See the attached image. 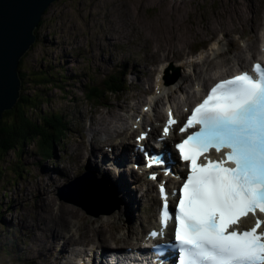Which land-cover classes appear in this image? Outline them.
<instances>
[{"label": "rangeland", "instance_id": "374dc122", "mask_svg": "<svg viewBox=\"0 0 264 264\" xmlns=\"http://www.w3.org/2000/svg\"><path fill=\"white\" fill-rule=\"evenodd\" d=\"M251 7L257 14L264 9V0H56L49 5L37 29L39 38L37 36L36 44L23 57L22 71L26 73L25 85L29 87V91L37 79V74L42 71L52 73L53 84H46L44 81L45 84L39 87L43 98L40 97L38 101H45L40 110L61 113L65 118L63 125L67 122L68 129L66 131L63 127L64 138L54 143L50 158L38 152L35 140L25 145L20 155L18 149H9L0 157V264H66L64 260L53 262V251H46L43 259H40L38 253L31 252L29 248L32 244L43 242L44 237L51 238L50 229L61 219L57 210L66 212V226L72 221L70 225L75 224L72 227L80 232L110 230L104 223L96 222L97 218L107 220L101 215L108 207L104 201L98 200L96 196L89 198L88 205L91 208H100L99 213L94 214L84 210L85 208L91 211L86 203L66 200L57 195L61 186L67 183L71 176H68L66 167L75 165L76 168H81L80 165L85 160L98 161L100 165V159L104 158L101 157L103 154H99V147L106 143L124 149L122 155L128 154L129 161L116 160L119 168L122 170L120 164L123 163L125 174L130 180L139 177L138 174L133 176L130 168V155L136 153L132 144L119 143V139L116 143L112 138L105 143L100 141L101 137L105 136L100 124L110 123L107 130L112 129L113 135L115 125L118 128L130 127L134 117L143 109L142 104L147 101L148 92L156 80L164 77L168 84H172L171 80H182L181 75L189 72L188 67L186 69V66L179 65L181 61L178 57L169 56L165 60L157 61V57L163 54L158 47L162 48L165 44L164 37L168 35L167 30L170 28L174 32V35L170 32V39H182V57L189 62L200 61L198 67L213 63L214 60L203 61L199 56L204 55L207 58L214 42L226 44L221 56L224 58V67L235 68L233 56L239 49L246 54L247 42L248 45L255 44L256 49L251 55L242 57L246 66L250 59H260L261 46L257 45L256 36L261 32L264 35V24L251 30L249 25L243 22L241 32L239 23L227 22L237 17L236 15L239 16L238 22L241 18L242 21L250 18ZM261 22H264V17ZM234 25H238V29H231L232 32L223 35V29L232 28ZM214 27L216 28L213 29ZM108 39L110 41H107ZM169 41L170 44L171 40ZM115 77L120 78L126 90L123 88L120 92L112 94V82ZM120 85L123 87L122 83ZM181 97L185 98V95H178V98ZM107 119L111 121L102 122ZM155 128L156 126L152 128L153 131ZM81 145L84 148L82 153ZM108 148L105 146V149ZM136 156L137 153L134 157ZM106 157L112 158L109 155ZM104 161L108 164L107 160ZM83 169L87 170L86 165H83ZM98 170L106 176L110 172L101 166ZM141 182L137 184L140 187L139 198L147 187L144 181ZM105 186L106 190L100 187L99 193L114 197V203H117L123 194L118 192L117 195L108 188L109 186ZM153 190L149 188L146 192L149 196H154L155 187ZM126 192L125 190V196ZM41 199L46 207L42 205ZM157 204L158 201L156 203L154 199L153 218ZM140 206L141 203L136 211L142 215ZM132 208L131 203V210ZM131 210L126 211V216H122L119 209L113 208L110 211L113 212V222L119 219L125 224L135 221L134 211L130 214ZM140 225V233L145 235L150 225L145 221H141ZM93 226L95 229H92ZM117 230L118 228H114L111 230L113 232H103L100 237L103 236L101 239L105 241L108 234L114 235ZM75 236L78 237V233H75ZM131 240L132 238L128 239L129 242ZM79 247L85 248L86 252L91 250L97 253L96 256H91L95 264H127L108 256L107 253L111 250L109 245L78 243L75 246L68 245L66 250H77ZM103 248H107V251H103ZM115 249L124 252H147L148 248L143 244L125 243ZM83 256L82 254L81 257ZM72 258L77 259L71 255L68 260ZM141 262L145 264L142 260Z\"/></svg>", "mask_w": 264, "mask_h": 264}, {"label": "snow or ice", "instance_id": "6c2138e0", "mask_svg": "<svg viewBox=\"0 0 264 264\" xmlns=\"http://www.w3.org/2000/svg\"><path fill=\"white\" fill-rule=\"evenodd\" d=\"M176 123L169 111L164 136ZM180 133L186 138L174 147L187 164V176L171 193L178 197L174 215L160 183L161 231L149 235L162 236L174 220L180 264H264V231H258L264 221L239 228L242 218L257 209L264 212V66L255 64L251 73L216 83L191 109ZM212 148L218 154L227 151L218 161L204 156L206 163L199 162ZM228 162L233 166H225ZM162 164L150 156L147 166ZM150 178L155 180V174Z\"/></svg>", "mask_w": 264, "mask_h": 264}, {"label": "bare ground", "instance_id": "6f19581e", "mask_svg": "<svg viewBox=\"0 0 264 264\" xmlns=\"http://www.w3.org/2000/svg\"><path fill=\"white\" fill-rule=\"evenodd\" d=\"M245 8H246V6H245ZM250 9H251V13H250L251 16H250V18L245 19V21H242V18L240 17L241 18L240 22H238L237 17H239V16L236 15L237 17H233V19H230L227 22H229V23L236 22L237 24L239 23L240 28H241V32L243 31V27H242L243 22H245V25H249L251 30H255L256 28L258 29V27L261 26V24H264V22L263 23L261 22V18L264 17V9H262L257 14H255L252 7ZM247 11H248V9H247ZM245 17H247V15ZM227 22H225V23L227 24ZM215 28L216 27H214L213 29H215ZM236 28L238 29V25H234V27H232V28H225V29L222 28L224 31H221V32L223 33V35H226V33L229 34L230 32H232V30H234V29L236 30ZM170 32L172 33V35H174V32H172L171 28L169 30H167L168 35L166 37H164L165 44H163L162 48L158 47L159 51H162L163 54H162V56L157 55L158 56L157 61L165 60L169 56L178 57L181 61V62H179V65L181 67L186 66V69L188 67L190 70L188 73H187V71H185L187 74L181 75L180 78L182 80H180V79L171 80V81H173L172 84H168V82H166L164 77H162L161 79L159 78L158 80H156L154 82V86L151 88L150 92H148L149 94H148L147 101L144 104H142V106L143 105H149L150 108H149L148 112L143 113V119L139 123V128H143L146 123L152 125L154 123V120H152V117L155 118V121L160 120L164 114V112L162 110L163 104L172 106L175 108V110H179L181 103L184 106L188 102L192 101L197 96V94L200 93L203 90V88L210 81H212L214 78H216L217 75H220V76L228 75L234 71H238L239 69L246 67V63L242 59V57L244 55H251V53L255 52L254 49H256L255 44H251V45L249 44L248 45V42H247L245 45L247 48L246 54H244V51L242 49L236 50V53L233 56V59H234L233 65L235 66V68L233 69V68H231V66L230 67H224L223 66L224 65V58L221 56L224 53V49H225L224 47L226 44H221L220 42H214V45L211 48V52L208 54L207 58H205L204 55L199 56V59L203 58V61L206 59H209L211 61L214 60L213 63H211V64L206 63L207 64L206 66L204 65L202 67H198L200 65V61L189 62L187 59L182 57L183 50H184V47H183L182 41H181L182 39L181 40L175 39L176 41H173V39L172 38L170 39V37H169ZM256 37L258 39L257 45L259 46L261 41L263 42L262 45H264L263 33L261 32V34H259ZM169 40H171L170 44H169V42H170ZM107 41H110V39H108ZM251 60H255V58H252L249 61H251ZM132 72L134 73V69ZM191 76H192V78H191ZM182 81H183V83L184 82H186V83L181 84ZM195 81H197V82H195ZM174 94L175 95H177V94L181 95L182 94V96L185 95V98H182V97L178 98V95L175 96ZM164 99H166V100L164 101ZM176 99H178V100L176 101ZM104 121H111V120L110 119L102 120V122H104ZM100 125L102 126V129H103L104 134H105L104 137H101L100 141H102L104 143L107 140L110 141L111 138H112L111 140L116 141V143L118 142L117 141L118 139H121V140H123V142H126V139L131 138L132 134L134 133V131H132L129 127L128 128H118L117 125H115L114 129H113V131H115V133L113 135L112 129L110 131L107 130V127L110 126V123H101ZM116 127L118 128V130L116 129ZM96 131L97 130H95L94 132L96 133ZM119 143H121V142L119 141ZM96 144H97V142H96ZM105 146L109 147L108 149H110V151H108V149H105ZM132 149L133 148H130V150H132ZM83 150H84V148L81 145L80 152L82 153ZM122 150H124V149L123 148L121 149L120 147L114 146L112 144L106 145V143H105L104 145H101L99 147V154H103V156H101V157L104 158L105 160H107L108 164L105 163L104 159L99 158L100 159V165H98V161L92 162L90 160H85L83 162V164L80 165V166H82L81 168H76L75 165L74 166L70 165V166L66 167V169L69 173L68 176L71 175L70 176L71 178L78 176L84 170L83 165H86L87 169L88 170L90 169L89 171L92 170L93 171V172L91 171L92 173L95 172V174L98 173V174H101V176L104 175V173H102L101 171L98 170V168L100 166L103 169H107L110 171L109 174H107V180L111 181V182H109V186H110L109 188H111L117 195H118V192H120V195L123 194V196L121 195V197H122L121 199L118 198L119 201L117 203H114L116 201V199L114 197H110V196L108 197L106 194L102 195V193H99V188L101 186H99V184H96V183L88 182V180H86V178L84 176L82 177L83 181L80 184V188L82 190H84V192L88 193L91 197L96 196V198L98 200H100L102 202L104 201L105 204H108L107 209H105V211L103 213H101V215L103 214V216H105L107 218V220H102V219L97 218L98 215H96L95 218H97L96 222L104 223L106 225V227H108L110 230H107V231L100 230L98 232L91 230L89 232H86V231L80 232L79 229H75L74 227H72L75 224L72 223V225H70L72 221L70 222V224H68L66 226L67 222H64V218L66 217L65 216L66 212L62 213V212L57 210V214L59 213V216L61 219L55 224V227L50 229L51 238L47 239L44 237L43 242L38 243V244H32L29 246L31 252L33 251V252L38 253V258L43 259V257H42L43 254L46 253V251L50 250L51 252L53 251V253H54L53 262H57V261L59 262L60 260H64L66 262V264H95L92 260L88 263V262H85L83 260V258H81L82 253H84L83 255H86V256L88 255V252H86L85 248L79 247L77 250H75L73 248L70 251H67L66 248L68 247V245L75 246L78 243H98V244H104V245H109V246H112L113 244H115L116 247L125 245V243H136L137 240H139L143 237V235H141L140 229H139V227H141L140 222L145 221L149 225L152 224L151 226L154 225V223H153L154 222V218H153L154 209L152 210V207L154 204V199L156 200V195L153 193L154 196L153 195L149 196V193L146 192V189H149V188H152V191H153V184L150 181H144L145 184L147 185V187L141 193L140 198H139L138 190H140V187L138 186L139 185L138 183H140V184L142 183L141 177L133 178L130 180L128 178V176L125 174L124 166L120 164V167L122 168V170H121L118 166V163L116 162V160L122 161V158H124V156L126 155V154L122 155ZM95 152H96V150H95ZM95 152H91V154H94ZM116 153L119 155V159H117ZM91 154H90V156H92ZM106 155L112 156L113 159L106 157ZM137 155H138V153H137ZM110 176H111V178H110ZM171 180L172 179H170V181ZM130 181H133V182L130 183ZM90 186H94L95 188L92 189ZM125 190L127 191L126 196L124 195ZM81 195L83 196V201H81V199L78 197H76V200L80 201L81 203H86L85 195L82 193H81ZM111 198H113L114 201ZM41 202H43L42 205L44 207H46L44 200L41 199ZM131 203L133 205L132 210H131ZM139 203H141L140 211H141L142 215L138 214L139 212L136 211ZM48 205H50V204L48 203ZM38 208H42V207L38 206ZM113 208L119 209L120 215H122V216H124V215L126 216L125 213L128 210H131L130 214L132 213V211H134L133 215H135V221L132 220L129 224H125V223H123V220L118 218L119 220L115 219L116 221L113 222V218L111 215L113 212H110V211H112ZM96 210L99 212L100 208L96 207ZM109 215H111L110 218H109ZM73 221H75V220H73ZM20 223H22V222H20ZM34 226H36V225H34ZM114 228H118V230L114 232V235L108 234V237L105 238L106 240L103 241L101 239L103 236L100 237V234L103 232H113L111 230ZM92 229H95V227L93 226ZM137 229H139V230H137ZM26 231H27V228H26ZM118 232H119V234H117ZM75 233H78V237L75 236ZM25 234H27V232H25ZM131 238H132V240L129 242L128 239H131ZM40 239H42V237H40ZM57 246H59V247H57ZM96 248L98 249L99 247H96ZM88 251H89V254L92 253L94 256L97 255V253H95L94 251H92V252H91V250H88ZM113 253H115V252H113ZM71 255L76 256L77 259L75 260V258H72V260L69 261L68 257ZM129 255L132 257L133 261H137L140 257V253L138 251H132ZM47 256L49 257V253H47ZM99 264H102V263H99Z\"/></svg>", "mask_w": 264, "mask_h": 264}, {"label": "water", "instance_id": "95a60500", "mask_svg": "<svg viewBox=\"0 0 264 264\" xmlns=\"http://www.w3.org/2000/svg\"><path fill=\"white\" fill-rule=\"evenodd\" d=\"M54 1L56 0H0V119L4 111L12 109L17 103L22 86L18 69L20 59L37 41L36 28L46 9ZM94 175L87 169L63 184L57 195L78 202L76 197L83 201L82 193L86 197V206L91 211L84 210L99 213L96 208L88 205L91 196L80 188L84 176L88 182L99 184L106 190L104 181Z\"/></svg>", "mask_w": 264, "mask_h": 264}, {"label": "trees", "instance_id": "16d2710c", "mask_svg": "<svg viewBox=\"0 0 264 264\" xmlns=\"http://www.w3.org/2000/svg\"><path fill=\"white\" fill-rule=\"evenodd\" d=\"M41 23L42 21L36 28V32H38L37 29H39ZM36 42L31 47H33ZM22 63L23 57L20 59L18 65L19 76L22 80L20 96L13 108L4 111L0 119V157H3L9 149H18L20 155L25 145L35 140L36 145H38V152H42L45 157L50 158L53 153L54 143L64 138V135L62 136L63 127H65L64 129L67 131V122H64L65 124L63 125L65 118L61 113L41 112L40 110L41 105L45 101L43 99L38 101L40 97L43 98V94L39 87L43 86L45 83L53 84L51 81L52 73L42 71L41 74H37V79L35 83H33L31 91H29V87L25 85L26 73L22 71ZM121 83L123 87L120 85ZM112 84L114 90L112 94L120 92L123 88L126 90L120 78L115 77ZM92 89L95 90L97 87H92ZM97 98H99V96H97ZM102 98L103 96L101 99ZM106 98L107 96L105 95L104 99Z\"/></svg>", "mask_w": 264, "mask_h": 264}, {"label": "flooded vegetation", "instance_id": "af4514ba", "mask_svg": "<svg viewBox=\"0 0 264 264\" xmlns=\"http://www.w3.org/2000/svg\"><path fill=\"white\" fill-rule=\"evenodd\" d=\"M38 38H39V36H38Z\"/></svg>", "mask_w": 264, "mask_h": 264}]
</instances>
